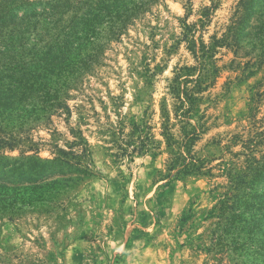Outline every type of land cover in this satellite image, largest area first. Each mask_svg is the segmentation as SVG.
Listing matches in <instances>:
<instances>
[{"label":"rangeland","instance_id":"374dc122","mask_svg":"<svg viewBox=\"0 0 264 264\" xmlns=\"http://www.w3.org/2000/svg\"><path fill=\"white\" fill-rule=\"evenodd\" d=\"M240 1L160 0L69 90L68 113L1 135L15 142L0 148V264H264V0ZM233 21L190 120L204 127L199 170L172 176L184 127L172 80L200 61L193 36L208 43ZM134 123L150 150L121 155Z\"/></svg>","mask_w":264,"mask_h":264},{"label":"trees","instance_id":"16d2710c","mask_svg":"<svg viewBox=\"0 0 264 264\" xmlns=\"http://www.w3.org/2000/svg\"><path fill=\"white\" fill-rule=\"evenodd\" d=\"M159 1L0 0V148L13 146L11 133L8 139L1 136L10 128L31 119H49L59 110L68 113L69 90L102 63L110 43L118 41L136 19ZM250 1L241 0L242 9L247 10ZM212 9L211 6L203 11L199 29L196 23H184L185 38L201 30ZM259 14L264 33V8ZM240 23L233 21L220 37L210 36L208 43L200 39L196 45L193 36L190 45L200 61L197 66L178 68L172 80L174 114L184 124L180 144L183 149L175 150L168 168L176 169L172 176L191 175L199 170L191 146L199 136V128L204 127L190 120L203 99L199 92L217 76L212 60L216 47L229 46ZM190 82L192 87H188ZM13 120L15 126L10 127ZM133 134L137 137L124 141L121 155L150 150L147 146L152 137L144 126L134 123ZM166 136L170 145L171 136ZM260 171H264V164Z\"/></svg>","mask_w":264,"mask_h":264}]
</instances>
